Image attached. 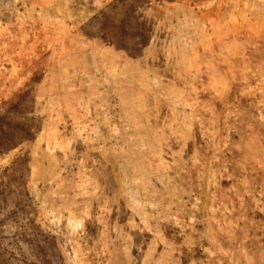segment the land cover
Listing matches in <instances>:
<instances>
[{
  "label": "rangeland",
  "instance_id": "374dc122",
  "mask_svg": "<svg viewBox=\"0 0 264 264\" xmlns=\"http://www.w3.org/2000/svg\"><path fill=\"white\" fill-rule=\"evenodd\" d=\"M0 264H264V0H0Z\"/></svg>",
  "mask_w": 264,
  "mask_h": 264
}]
</instances>
